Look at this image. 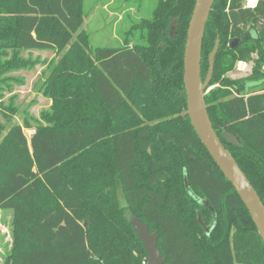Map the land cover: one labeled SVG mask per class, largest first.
<instances>
[{
    "label": "trees",
    "instance_id": "16d2710c",
    "mask_svg": "<svg viewBox=\"0 0 264 264\" xmlns=\"http://www.w3.org/2000/svg\"><path fill=\"white\" fill-rule=\"evenodd\" d=\"M244 1L215 0L202 77L219 39L208 111L264 203V0ZM195 2L157 0L134 25L146 30L143 42L102 45L83 27L85 0H0V68L27 65L23 50L62 53L41 84L52 105L31 140L20 124L4 133L0 123V206L14 211L6 264H146L130 213L159 232L164 264H264L249 209L188 114L184 53ZM254 52L249 76H225Z\"/></svg>",
    "mask_w": 264,
    "mask_h": 264
},
{
    "label": "rangeland",
    "instance_id": "374dc122",
    "mask_svg": "<svg viewBox=\"0 0 264 264\" xmlns=\"http://www.w3.org/2000/svg\"><path fill=\"white\" fill-rule=\"evenodd\" d=\"M156 2L157 0H85L86 17L83 27L88 30L93 44L121 45L126 38L136 43L143 42L146 30L139 26L135 28L134 25L141 19L152 16ZM248 3L249 0L246 5ZM61 55L55 49L23 50L20 56L27 65L15 69H6L5 66L0 68V77L3 78L0 82V103L6 108L4 112H0V123L6 126L4 133L18 123L23 126L25 135L31 140L36 120H41L42 112L50 109L52 105V100L41 90V84L46 78L47 70ZM259 58L260 54L252 53L251 59L246 60L245 70H241L237 62L225 76L234 79L249 76ZM215 86H210L209 90ZM25 121L33 126L25 127ZM13 219L14 211L0 206V264H6L13 250Z\"/></svg>",
    "mask_w": 264,
    "mask_h": 264
},
{
    "label": "water",
    "instance_id": "95a60500",
    "mask_svg": "<svg viewBox=\"0 0 264 264\" xmlns=\"http://www.w3.org/2000/svg\"><path fill=\"white\" fill-rule=\"evenodd\" d=\"M214 3L215 0H196L189 24L184 53V84L187 95L188 114L198 136L207 147L209 153L217 162L224 175L232 182L236 191L249 209L264 241V203L255 187L214 128L206 103V93L210 88L216 55L220 47V40L218 39L214 50L209 56V70L207 76L203 79V40L207 21ZM177 23L178 20L174 18L170 28L172 36L176 34ZM234 45L235 42H232V46ZM223 136L228 142L236 146L241 145L238 137L233 133L224 131ZM128 220L139 234L145 246L148 254L147 264H164L166 258L163 256L158 245L159 232H152L147 222L131 213L128 214Z\"/></svg>",
    "mask_w": 264,
    "mask_h": 264
},
{
    "label": "flooded vegetation",
    "instance_id": "af4514ba",
    "mask_svg": "<svg viewBox=\"0 0 264 264\" xmlns=\"http://www.w3.org/2000/svg\"><path fill=\"white\" fill-rule=\"evenodd\" d=\"M246 1H247V0L244 1V5L247 6V7H248V6H249V7H254V6L256 5V3H257V0H256V2L254 3V5H250V2L248 3V5H246ZM217 40H218V39H217ZM233 42L236 43V42H238V41H237V39H236V40H234ZM231 45H232V43H231ZM240 61H244V62L247 64L246 60H239V61H238V65H239V62H240ZM238 67H239V66H238ZM239 68H240V67H239ZM240 69H241V68H240ZM241 70H245V69H241Z\"/></svg>",
    "mask_w": 264,
    "mask_h": 264
},
{
    "label": "built area",
    "instance_id": "2783aa9c",
    "mask_svg": "<svg viewBox=\"0 0 264 264\" xmlns=\"http://www.w3.org/2000/svg\"><path fill=\"white\" fill-rule=\"evenodd\" d=\"M239 67H240L241 69H245V68L247 67V64H246L244 61H240V62H239Z\"/></svg>",
    "mask_w": 264,
    "mask_h": 264
},
{
    "label": "bare ground",
    "instance_id": "6f19581e",
    "mask_svg": "<svg viewBox=\"0 0 264 264\" xmlns=\"http://www.w3.org/2000/svg\"><path fill=\"white\" fill-rule=\"evenodd\" d=\"M249 2H250V5H254V3L256 2V0H249ZM257 2H258V0H257ZM256 5H257V3H256Z\"/></svg>",
    "mask_w": 264,
    "mask_h": 264
}]
</instances>
